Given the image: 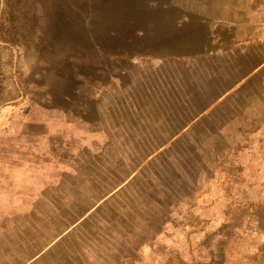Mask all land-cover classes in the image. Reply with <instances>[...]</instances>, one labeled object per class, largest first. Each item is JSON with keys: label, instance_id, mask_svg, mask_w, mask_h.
<instances>
[{"label": "rangeland", "instance_id": "1", "mask_svg": "<svg viewBox=\"0 0 264 264\" xmlns=\"http://www.w3.org/2000/svg\"><path fill=\"white\" fill-rule=\"evenodd\" d=\"M0 264H264V0H0Z\"/></svg>", "mask_w": 264, "mask_h": 264}, {"label": "crops", "instance_id": "2", "mask_svg": "<svg viewBox=\"0 0 264 264\" xmlns=\"http://www.w3.org/2000/svg\"><path fill=\"white\" fill-rule=\"evenodd\" d=\"M169 4V3H167ZM149 16H155L156 17V30H158L156 36L158 38L156 42V47L161 46L164 47L161 49L162 52H166L168 54L176 53V52H193L196 51L192 49H181L180 47H196L197 40L196 35L193 34V38L190 40V34L186 37L181 35L184 27V23L191 22V19L181 18V16L174 17L173 15H170V13H153L149 14ZM196 19H193V23L195 25ZM163 25V28L159 30L158 26L160 27ZM208 36V35H204ZM202 36L200 39V43H202L204 40H206V37ZM177 46L178 48H175Z\"/></svg>", "mask_w": 264, "mask_h": 264}]
</instances>
